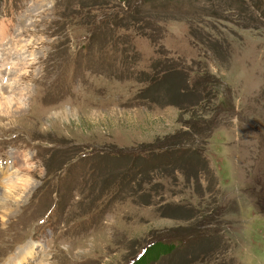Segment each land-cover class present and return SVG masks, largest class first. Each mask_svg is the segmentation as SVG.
Returning a JSON list of instances; mask_svg holds the SVG:
<instances>
[{
    "label": "rangeland",
    "instance_id": "rangeland-1",
    "mask_svg": "<svg viewBox=\"0 0 264 264\" xmlns=\"http://www.w3.org/2000/svg\"><path fill=\"white\" fill-rule=\"evenodd\" d=\"M19 180L0 264H264V0H0Z\"/></svg>",
    "mask_w": 264,
    "mask_h": 264
},
{
    "label": "bare ground",
    "instance_id": "bare-ground-1",
    "mask_svg": "<svg viewBox=\"0 0 264 264\" xmlns=\"http://www.w3.org/2000/svg\"><path fill=\"white\" fill-rule=\"evenodd\" d=\"M11 102H8L7 101V104H10ZM19 183L15 184V183H10L8 186V188H6V191L8 193V195H6L5 197H3V195L0 193V203L3 201H5L4 199H6L7 196H11V195H15V193H13V191H18L19 189H25L26 188V182L23 181V180H19L18 181ZM18 189V190H17ZM12 193V194H11ZM8 198V197H7ZM4 208H8V207H5L4 205L2 206Z\"/></svg>",
    "mask_w": 264,
    "mask_h": 264
}]
</instances>
